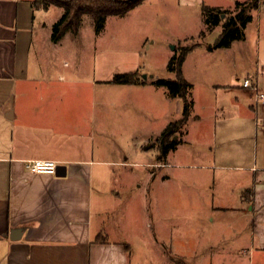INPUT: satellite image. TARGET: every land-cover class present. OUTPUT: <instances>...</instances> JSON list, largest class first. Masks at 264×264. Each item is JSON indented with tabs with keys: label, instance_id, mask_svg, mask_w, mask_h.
<instances>
[{
	"label": "rangeland",
	"instance_id": "obj_1",
	"mask_svg": "<svg viewBox=\"0 0 264 264\" xmlns=\"http://www.w3.org/2000/svg\"><path fill=\"white\" fill-rule=\"evenodd\" d=\"M246 1L144 0L124 16L106 18L99 32L94 20L85 16L79 37L67 34L68 56L62 54L64 60L57 62L60 71L66 69L65 86L82 88L89 93L84 102L98 108V133L95 136L89 131L84 145L97 149L99 160L119 161L125 160L117 153L119 147L133 155L138 139H145L146 147H153L157 154L152 160L156 162L164 142L183 139L187 128V142L172 156V162L186 165L197 160L198 153H208L215 146V135L229 123L227 115H233L234 128L238 115L244 114L239 107L243 100L236 98L234 90L242 88L248 75L255 78L258 74L259 85L264 86V3L253 13L244 40L212 51L209 48L221 27L207 30L203 7L233 11L237 2ZM51 8L46 17L49 23L54 12L59 19L64 14L61 8ZM41 22L39 14L36 48ZM73 38L75 44L70 43ZM185 51L182 71L192 85L188 99L194 102L185 126L180 125L183 99H172L165 89L149 86L141 92L144 104L135 107L139 95L134 99L130 94L135 88L112 83L116 75L132 72L142 78L147 75L150 84L157 79H176L168 65ZM168 120L175 123L165 137L153 138ZM99 171L94 200L102 213L95 220L103 222L107 241L129 244L133 264H250V224L238 222L239 211L218 209L220 184L214 182L212 171L176 166L169 171L175 175L173 181L164 185L154 177L147 185L145 168L113 166ZM200 178L203 181L195 182Z\"/></svg>",
	"mask_w": 264,
	"mask_h": 264
},
{
	"label": "crops",
	"instance_id": "obj_2",
	"mask_svg": "<svg viewBox=\"0 0 264 264\" xmlns=\"http://www.w3.org/2000/svg\"><path fill=\"white\" fill-rule=\"evenodd\" d=\"M33 1L0 0V264H133L129 244L107 241L103 222L95 220L102 213L94 200L99 169L113 166L148 169L147 185L152 177L162 185L171 183L175 175L169 171L176 166L212 171L220 184L218 209L240 212L238 222L250 224V264H264V104L258 99L264 86L258 74L245 79L252 84L250 92L243 85L234 90L244 111L235 127L233 115H227L230 124L215 135V146L198 153L193 163L171 160L187 142V128L176 149L165 158L157 156L156 162L157 154L145 139H138L133 155L118 148L125 160H99L97 149L84 145L89 131L98 133V108L84 102L89 93L82 88L65 86L66 69H58V60L69 52L67 35L52 41L51 28L60 15L54 12L53 21L47 22L53 8L36 11ZM39 14V26L46 32L36 48ZM145 81L130 86L135 88L130 91L133 98L139 95L135 107L144 104L141 92L149 86L161 89ZM174 123L168 120L153 138L164 136ZM35 160L56 162L66 168V175L31 173L26 164Z\"/></svg>",
	"mask_w": 264,
	"mask_h": 264
},
{
	"label": "trees",
	"instance_id": "obj_3",
	"mask_svg": "<svg viewBox=\"0 0 264 264\" xmlns=\"http://www.w3.org/2000/svg\"><path fill=\"white\" fill-rule=\"evenodd\" d=\"M144 0H34L33 8L36 11L47 12L51 7H58L64 10L62 17L53 25L52 41L59 42L65 35L71 33L77 36L81 30L82 20L85 16H90L96 26V31L103 29L106 18L111 16H124L131 10L139 6ZM264 0H249L237 2L233 11L223 10L218 7H203V14L206 18L208 31H213L221 27V33L217 41L210 46L209 50L217 48H230L236 41L245 39V29L253 20V13L258 11ZM204 35V34H203ZM187 52H183L180 57H173L168 65V71L176 74V79H157L153 85L166 90L172 99H183V119L181 126H185L194 102L189 100L192 85L183 76V63ZM112 83L126 86L144 85L146 81L137 72L116 75ZM165 137V134H164ZM179 142H164L162 158L176 149ZM160 157V158H161ZM161 158V159H162ZM103 241V240H102Z\"/></svg>",
	"mask_w": 264,
	"mask_h": 264
},
{
	"label": "built area",
	"instance_id": "obj_4",
	"mask_svg": "<svg viewBox=\"0 0 264 264\" xmlns=\"http://www.w3.org/2000/svg\"><path fill=\"white\" fill-rule=\"evenodd\" d=\"M243 87L250 89L252 88V84L249 80H245ZM258 99L264 104V93H260ZM26 167L31 173L55 175L58 172L59 165L53 161L35 160L27 162Z\"/></svg>",
	"mask_w": 264,
	"mask_h": 264
},
{
	"label": "water",
	"instance_id": "obj_5",
	"mask_svg": "<svg viewBox=\"0 0 264 264\" xmlns=\"http://www.w3.org/2000/svg\"><path fill=\"white\" fill-rule=\"evenodd\" d=\"M120 1H127V0H120ZM149 77L147 75L143 76V79L147 80ZM151 78H153V76H151ZM177 138H174V140H176ZM63 170L64 172L61 174L59 173V170ZM57 176H65L66 175V168L59 166L58 167V172L56 173Z\"/></svg>",
	"mask_w": 264,
	"mask_h": 264
}]
</instances>
